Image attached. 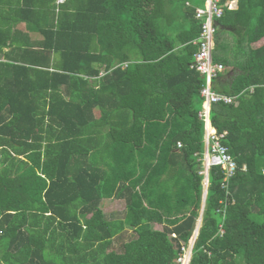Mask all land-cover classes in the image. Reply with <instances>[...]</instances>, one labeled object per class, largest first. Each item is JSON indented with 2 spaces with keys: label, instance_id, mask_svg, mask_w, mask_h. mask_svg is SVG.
Listing matches in <instances>:
<instances>
[{
  "label": "trees",
  "instance_id": "1",
  "mask_svg": "<svg viewBox=\"0 0 264 264\" xmlns=\"http://www.w3.org/2000/svg\"><path fill=\"white\" fill-rule=\"evenodd\" d=\"M21 1L26 31L0 26V264H178L203 190V1ZM216 22L214 88L236 98L210 119L236 170L223 188L210 167L189 264H264V0Z\"/></svg>",
  "mask_w": 264,
  "mask_h": 264
},
{
  "label": "built area",
  "instance_id": "2",
  "mask_svg": "<svg viewBox=\"0 0 264 264\" xmlns=\"http://www.w3.org/2000/svg\"><path fill=\"white\" fill-rule=\"evenodd\" d=\"M202 1V5L194 6V18L200 22V34L199 37L193 41V43L197 45V50L194 53V60L191 65V67L199 72L204 79V84L200 89L202 105L198 111V117L203 123V151L199 158L202 162V170L200 173L208 177L210 167H220L224 174L221 186L227 188L230 180L235 174L236 163L228 152L227 146L223 143L227 132L217 131L211 124L210 110L213 104H232L236 97L218 92L214 88L213 81L223 72L224 66L221 63L213 61L212 51L214 47V34L216 31L215 22L223 15L225 8H236L237 0ZM65 2L66 0H55L57 7ZM253 89V86L247 88V90L251 92ZM177 146L180 147L181 143L178 142ZM226 193H229L228 189H226ZM195 240L196 238H193V236L188 240L189 254H186V257H184L182 252L185 250L186 245L181 243L179 248L180 252L175 259L178 264H189L188 257L190 256Z\"/></svg>",
  "mask_w": 264,
  "mask_h": 264
},
{
  "label": "crops",
  "instance_id": "3",
  "mask_svg": "<svg viewBox=\"0 0 264 264\" xmlns=\"http://www.w3.org/2000/svg\"><path fill=\"white\" fill-rule=\"evenodd\" d=\"M22 4L23 2L21 0H0V26L1 28H3L4 31L9 29L10 32L8 33H12V32L17 33L16 39L17 37L18 39L20 38V34H18V32L26 31L23 18L17 14L18 8ZM56 8H57L56 9L57 11L58 7L56 6ZM14 22H17V23H14ZM10 26H12V29L10 28ZM27 33L30 35L29 37L30 39H32V41L42 40V35L37 32H27ZM8 43H9V46L4 47L3 52H6V53L9 52V55H11L12 46L10 44L12 43L10 41ZM52 56H56V53H53ZM7 59H8L7 56H3V54L0 53V61H6ZM121 200L122 199H119L116 197H110V198L102 200L101 206L105 212L110 211V210H115V208L113 207L114 202H119Z\"/></svg>",
  "mask_w": 264,
  "mask_h": 264
},
{
  "label": "rangeland",
  "instance_id": "4",
  "mask_svg": "<svg viewBox=\"0 0 264 264\" xmlns=\"http://www.w3.org/2000/svg\"><path fill=\"white\" fill-rule=\"evenodd\" d=\"M262 43H264V37L262 38V39H260L258 42H255V43H253V47H257L258 45H260V44H262ZM150 168V167H149ZM203 184V183H202ZM203 188V187H202ZM145 201L146 202V204H147V201H146V198H145V196H142V201ZM113 207L115 208V210H117L118 212L119 211H121V210H123L124 209V202H123V200H121V201H119V202H114V204H113ZM217 211H221V212H224V209H218ZM195 212H197V209L196 208H193V210H192V212H191V214L192 215H194V213ZM162 225L161 224H152V228L153 229H156V230H162ZM198 234V233H197ZM133 237L134 236V233H133V231H131V230H129L127 233H125V235H124V237H123V239L124 240H127V239H129L130 237ZM196 237H197V235H196ZM192 241V240H191ZM185 245V244H184ZM118 246H119V244L118 243H115V248L116 249H118ZM192 248H193V246H192ZM183 252V255H184V257H186V254H189V243H187L186 244V248H185V250H183L182 251ZM191 254H192V250H191V252H190V256L188 257L189 258V262H190V259H191Z\"/></svg>",
  "mask_w": 264,
  "mask_h": 264
},
{
  "label": "water",
  "instance_id": "5",
  "mask_svg": "<svg viewBox=\"0 0 264 264\" xmlns=\"http://www.w3.org/2000/svg\"><path fill=\"white\" fill-rule=\"evenodd\" d=\"M217 25V22L215 23ZM202 183H203V190H202V200H201V207H200V211H199V216L197 218L196 224H195V228H194V232H193V238H196V235L199 231L200 225H201V221H202V215H203V210H204V205H205V198H206V194H207V187H208V177L207 175H205L202 179Z\"/></svg>",
  "mask_w": 264,
  "mask_h": 264
},
{
  "label": "clouds",
  "instance_id": "6",
  "mask_svg": "<svg viewBox=\"0 0 264 264\" xmlns=\"http://www.w3.org/2000/svg\"><path fill=\"white\" fill-rule=\"evenodd\" d=\"M216 23V22H215ZM224 71V70H223ZM222 73V72H221ZM214 82V81H213ZM193 235V234H192Z\"/></svg>",
  "mask_w": 264,
  "mask_h": 264
}]
</instances>
